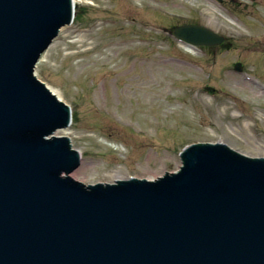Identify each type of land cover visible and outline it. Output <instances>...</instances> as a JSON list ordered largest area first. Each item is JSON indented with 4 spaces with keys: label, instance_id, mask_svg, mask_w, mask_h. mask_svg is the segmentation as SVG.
Listing matches in <instances>:
<instances>
[{
    "label": "water",
    "instance_id": "obj_1",
    "mask_svg": "<svg viewBox=\"0 0 264 264\" xmlns=\"http://www.w3.org/2000/svg\"><path fill=\"white\" fill-rule=\"evenodd\" d=\"M72 3L0 0V264H264V156L195 142L156 181L68 175L78 150L45 135L71 124V108L33 68L72 21ZM173 35L225 39L199 24Z\"/></svg>",
    "mask_w": 264,
    "mask_h": 264
},
{
    "label": "rangeland",
    "instance_id": "obj_2",
    "mask_svg": "<svg viewBox=\"0 0 264 264\" xmlns=\"http://www.w3.org/2000/svg\"><path fill=\"white\" fill-rule=\"evenodd\" d=\"M185 23L228 46L187 50L171 35ZM36 71L72 109L62 134L82 152L74 176L85 183L110 182L117 168L174 172L195 142L253 157L264 147V0H79Z\"/></svg>",
    "mask_w": 264,
    "mask_h": 264
},
{
    "label": "bare ground",
    "instance_id": "obj_3",
    "mask_svg": "<svg viewBox=\"0 0 264 264\" xmlns=\"http://www.w3.org/2000/svg\"><path fill=\"white\" fill-rule=\"evenodd\" d=\"M79 0H72V7H73V12H72V18H71V22H69V23H64L59 29V32H58V34L55 36V38L52 40V42H51V44L49 45V46H47L46 47V49L40 54V56H39V58H38V60H37V62H36V64L34 65V68H33V74L35 75V77L37 78V79H39L48 89H50V91L59 99V100H61V101H63V102H65L66 103V101L64 100V99H62L61 98V96H60V94L58 93V90H57V88L56 87H54V86H52V85H49L48 83H46L45 81H43L42 79H40L39 77H38V75H37V71H36V69H37V64L39 63V61L40 60H43V57L45 56V54L47 53V51L49 50V48H50V46H52L53 45V42H54V40L59 36V34L61 33V31H62V29L64 28V27H66V26H70V25H72L73 24V22H74V20H75V18H76V15H77V2H78ZM65 25V26H64ZM183 46H184V48H186L187 50H189V51H193L194 49H198V48H200V46L201 45H196V44H190V45H185V44H183ZM67 104V103H66ZM69 105V104H68ZM70 106V105H69ZM71 108V107H70ZM71 114H72V118H71V124L73 123V120H74V116H73V113H72V109H71ZM236 115V114H235ZM71 124H68V125H66V126H63V127H60V128H56L51 134H47V135H45V138H51L53 135H55V136H57V137H61V136H67V135H64V134H62L67 128H69L70 126H71ZM69 138H70V141H69V143H71V149L72 148H74V149H76V150H78V152H79V155H80V164L72 171V172H70L68 175H71L73 178H75V176H74V173H75V171L76 170H78V168L80 167V165H81V161H82V152H81V150H79V149H77V148H75L74 147V145H73V143H72V139H71V137L70 136H68ZM222 143H225V142H222ZM227 144V143H226ZM228 145V144H227ZM229 146V145H228ZM231 147V146H230ZM232 148V147H231ZM256 148L258 149V151L260 152V154L258 153L257 155H259V156H254V157H260V156H264V147L260 144V143H257L256 144ZM234 149V148H233ZM234 150H236V149H234ZM236 151H238V152H240V153H243V154H245L244 152H241V151H239V150H236ZM247 155V154H246ZM249 156V155H248ZM251 157H253V156H251ZM181 167V166H180ZM180 167H179V169H180ZM178 169V170H179ZM178 170H176V171H178ZM169 172H171V171H169ZM173 172V171H172ZM166 173V172H165ZM165 173L163 174V175H159V176H164L165 175ZM62 176H64V177H66L67 175L65 174V173H62L61 174V177ZM159 176L157 177V178H153V179H148V178H146L147 180H153V181H156V180H158L159 179ZM110 177H112V181H110V182H108V183H111V184H113V183H119L116 179H130V178H132V177H135V176H128V173H126V171L125 170H123V169H121V168H117V169H115V170H113L111 173H110ZM137 178H140V177H137ZM76 180H79V179H77V178H75ZM140 179H144V178H140ZM80 181V180H79ZM81 182H83V181H81ZM101 182V181H100ZM107 181H105V182H103L104 183V185H106L107 183H106ZM83 183H85V182H83ZM97 183H99V182H95V183H85L86 185H89V184H97Z\"/></svg>",
    "mask_w": 264,
    "mask_h": 264
}]
</instances>
